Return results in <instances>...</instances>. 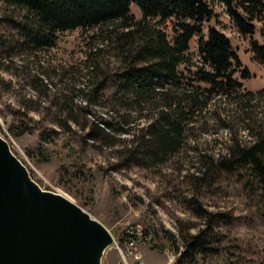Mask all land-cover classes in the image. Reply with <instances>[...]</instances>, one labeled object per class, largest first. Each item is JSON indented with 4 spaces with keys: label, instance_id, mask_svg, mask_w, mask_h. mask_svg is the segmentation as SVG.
Listing matches in <instances>:
<instances>
[{
    "label": "trees",
    "instance_id": "16d2710c",
    "mask_svg": "<svg viewBox=\"0 0 264 264\" xmlns=\"http://www.w3.org/2000/svg\"><path fill=\"white\" fill-rule=\"evenodd\" d=\"M213 3L227 7L241 36L252 37L256 23L264 22V0H0V57L5 62H13L18 54L50 51L67 32H93L85 64L91 78L103 70L105 75L80 92L90 106H100L113 117L81 126L63 98L55 102L62 114L67 113L58 124L70 130L72 122L83 131L88 129L86 139L109 147L120 145L115 135L132 136L127 148L132 165L148 168L150 161L160 163L178 152L196 113L207 110L212 97L228 100L230 114L217 108L213 114L230 139L218 153L199 154L200 172L186 176L194 187L187 205L199 222L180 223L181 245L171 238L173 252L179 255L175 264H245L243 256H234L227 248L226 231L254 221L264 227V89L246 90L235 79V67L242 68V63L223 32L213 28L204 36V23L216 17ZM133 4L140 9L141 19L132 14ZM168 21L172 35L163 29ZM195 38L201 66L191 79L184 71L194 66L190 51ZM252 51L254 60L264 65V46L253 42ZM107 57L116 60L114 71L102 64ZM242 74L243 79L252 77L248 69H242ZM146 111L152 115H144ZM142 119L148 124L136 131L133 124ZM28 131L24 124L11 128L15 138ZM241 131L249 140L240 136ZM41 139L45 140L44 133ZM124 152V148L118 151ZM222 179L242 189L247 216L205 206L201 195Z\"/></svg>",
    "mask_w": 264,
    "mask_h": 264
},
{
    "label": "rangeland",
    "instance_id": "374dc122",
    "mask_svg": "<svg viewBox=\"0 0 264 264\" xmlns=\"http://www.w3.org/2000/svg\"><path fill=\"white\" fill-rule=\"evenodd\" d=\"M211 6L216 17L204 23V36L207 37L213 28L223 32L242 63V68L235 67V79L242 82L246 90L264 89V65L254 60L252 51L253 42L264 46V22L256 23L252 37H244L239 34L224 4ZM131 9L137 19L142 18L137 5L133 4ZM163 29L172 35L171 21ZM90 34L93 32H67L61 35L54 49L32 55L18 54L13 62H5L0 57V134L42 189L60 193L81 206L102 222L116 239L129 226L143 228L154 241L141 252L145 261L146 252H150L158 260L156 263L169 264L170 256L175 255V259L179 256L173 252L171 238L174 237L178 245L182 244L178 231L180 223L199 222L187 205V200L194 196V187L186 176L200 172L199 154L218 153L230 139L229 132L220 127L213 113L217 108L222 114H230L231 107L228 100L212 97L208 109L196 113L192 123L186 126L178 152L160 163L150 161L148 168L130 164L127 148L133 143L132 136L115 135L120 145L109 147L101 141L95 143L86 139L88 129L83 131L72 122L70 130L58 124L65 121L67 114H62L56 106L63 98L81 126L113 117L100 106H90L80 92L85 86L101 82L105 75L103 70L99 78H91L86 67ZM197 42L198 38L191 42L194 66L185 69L186 78H195L201 66ZM102 64L110 65L113 71L117 67L116 60L110 57L104 58ZM242 69H248L252 77L243 79ZM195 84L207 88V85ZM144 115L152 113L146 111ZM17 124H24L30 131L15 138L11 128ZM147 124L148 120L142 119L136 121L133 128L138 131ZM236 128L240 130V124H236ZM43 133L44 141L41 139ZM240 136L247 138L244 131ZM121 148L126 152L118 153ZM201 200L212 211L229 212L235 217L249 214L242 189L232 181H218L201 195ZM226 236L231 254L243 256L245 264H264V227L260 222L241 223L227 230ZM106 256L113 264L119 263L120 256L115 249L106 252L103 264Z\"/></svg>",
    "mask_w": 264,
    "mask_h": 264
},
{
    "label": "water",
    "instance_id": "95a60500",
    "mask_svg": "<svg viewBox=\"0 0 264 264\" xmlns=\"http://www.w3.org/2000/svg\"><path fill=\"white\" fill-rule=\"evenodd\" d=\"M114 241L81 206L42 189L0 134V264H103Z\"/></svg>",
    "mask_w": 264,
    "mask_h": 264
},
{
    "label": "built area",
    "instance_id": "2783aa9c",
    "mask_svg": "<svg viewBox=\"0 0 264 264\" xmlns=\"http://www.w3.org/2000/svg\"><path fill=\"white\" fill-rule=\"evenodd\" d=\"M153 237L139 226H129L119 239H115L113 249L120 256L118 264H146L143 254L139 250L146 245H153ZM173 264V256L169 258Z\"/></svg>",
    "mask_w": 264,
    "mask_h": 264
},
{
    "label": "crops",
    "instance_id": "0c3cea01",
    "mask_svg": "<svg viewBox=\"0 0 264 264\" xmlns=\"http://www.w3.org/2000/svg\"><path fill=\"white\" fill-rule=\"evenodd\" d=\"M141 252L142 250H144V247L139 249ZM146 256H147V261L146 264H165V263H156L158 262V260L156 259L155 256L152 257V255L150 254V252H146ZM105 264H113L112 263V259H109L107 256L105 257Z\"/></svg>",
    "mask_w": 264,
    "mask_h": 264
},
{
    "label": "bare ground",
    "instance_id": "6f19581e",
    "mask_svg": "<svg viewBox=\"0 0 264 264\" xmlns=\"http://www.w3.org/2000/svg\"><path fill=\"white\" fill-rule=\"evenodd\" d=\"M176 257H175V255H174V257H173V259H174V261L173 262H176L177 261V259L179 258V256H178V258L177 259H175Z\"/></svg>",
    "mask_w": 264,
    "mask_h": 264
}]
</instances>
